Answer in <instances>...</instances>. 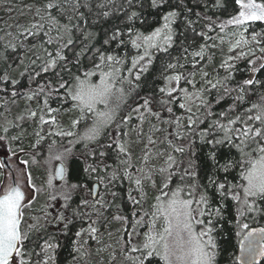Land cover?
Listing matches in <instances>:
<instances>
[{
	"label": "snow or ice",
	"instance_id": "obj_1",
	"mask_svg": "<svg viewBox=\"0 0 264 264\" xmlns=\"http://www.w3.org/2000/svg\"><path fill=\"white\" fill-rule=\"evenodd\" d=\"M27 8L0 28V264L63 239L68 264H218L226 225L233 264L264 257V0Z\"/></svg>",
	"mask_w": 264,
	"mask_h": 264
},
{
	"label": "trees",
	"instance_id": "obj_2",
	"mask_svg": "<svg viewBox=\"0 0 264 264\" xmlns=\"http://www.w3.org/2000/svg\"><path fill=\"white\" fill-rule=\"evenodd\" d=\"M32 3H33V1L30 2V4H32ZM0 28H5L7 30L15 32V28L9 29L8 27L3 25L1 14H0ZM217 59L219 60V54L217 56ZM85 63H87V61H85ZM239 67L241 69V72L237 74V78L241 79V78L246 77L248 75V72L246 70V62H240ZM257 75L260 76L261 74H257ZM149 83H151V78H149ZM157 83H159V81H157ZM25 147H27V141H25ZM79 166H80L79 161H76L73 163L74 169L78 170ZM38 171L39 170H33L34 177L38 175ZM41 171H39L40 175H41ZM36 182L39 183V181H36ZM121 191L123 193L124 190L121 189ZM79 198H80L79 196H76L73 200V204L77 203L79 201ZM41 199H43V198H41ZM57 207H59V204L57 205ZM129 211H130L129 205L127 203H125L124 212L127 214ZM116 226L118 227V226H120V224L119 223H113L112 225H110V227H116ZM257 226L264 227V220H259L256 223L251 224V227H257ZM50 230H52V229H50ZM61 243L63 244V247L59 250V255L57 257L58 264H68V261L71 259L70 255H69L70 248H71L70 240L63 239L61 241ZM218 243L220 246V253L218 256V264H233V260L236 256V253H237L238 241H237L236 237L234 236V234L232 233L231 228L228 225L225 226L223 234L218 238ZM260 264H264V260Z\"/></svg>",
	"mask_w": 264,
	"mask_h": 264
},
{
	"label": "rangeland",
	"instance_id": "obj_3",
	"mask_svg": "<svg viewBox=\"0 0 264 264\" xmlns=\"http://www.w3.org/2000/svg\"><path fill=\"white\" fill-rule=\"evenodd\" d=\"M32 1L33 0H0V14L3 25L8 27L9 25H14L16 22H19L21 24L25 23L29 17L27 5H29L30 2ZM13 6H15V8H13ZM2 151L3 150L0 149V153H2ZM1 157H3L2 154H0V158ZM39 171H38V175L35 177H40ZM37 181H39V179ZM119 227L120 226L110 227V230L115 233ZM101 231H104V229H102ZM94 248L95 246H93V250ZM106 255L107 254L105 253L104 256ZM104 256L97 257L96 259L104 261Z\"/></svg>",
	"mask_w": 264,
	"mask_h": 264
},
{
	"label": "water",
	"instance_id": "obj_4",
	"mask_svg": "<svg viewBox=\"0 0 264 264\" xmlns=\"http://www.w3.org/2000/svg\"><path fill=\"white\" fill-rule=\"evenodd\" d=\"M258 227H261V226H258ZM258 227H254V228H258ZM237 255H240V251H239V244H238V248H237ZM264 260V257H257V262L256 264H260L262 261Z\"/></svg>",
	"mask_w": 264,
	"mask_h": 264
}]
</instances>
